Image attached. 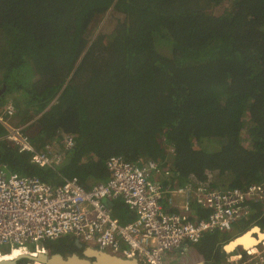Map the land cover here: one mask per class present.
<instances>
[{"label":"trees","instance_id":"trees-1","mask_svg":"<svg viewBox=\"0 0 264 264\" xmlns=\"http://www.w3.org/2000/svg\"><path fill=\"white\" fill-rule=\"evenodd\" d=\"M111 8L125 19L106 44L102 34L90 43ZM9 101L14 123L42 126L39 148L76 134L61 164L42 167L0 123V162L22 176L91 186L122 154L169 167L176 185L264 183V0H0V107ZM111 208L123 223L135 219L120 199ZM252 225L264 229V201L234 227ZM233 237L208 233L189 251L223 264ZM43 243L52 254L78 249L69 236Z\"/></svg>","mask_w":264,"mask_h":264},{"label":"built area","instance_id":"built-area-1","mask_svg":"<svg viewBox=\"0 0 264 264\" xmlns=\"http://www.w3.org/2000/svg\"><path fill=\"white\" fill-rule=\"evenodd\" d=\"M16 114L11 101L0 107L6 139L42 167L61 164L76 134L63 133L59 140L39 148L28 125L13 122ZM106 165L111 174L107 181L85 186L74 176L54 186L39 177L9 171L0 162V261L14 252L37 257L49 251L42 242L69 236L138 264H165L164 253L187 251L189 244L200 242L208 233L232 230L250 216L253 203L264 201L263 182L245 188L176 185L169 167L148 158L134 163L122 154L112 155ZM152 174L169 182L152 179ZM118 199L134 213L133 221L123 223L113 215L111 202ZM30 260L21 264H44ZM226 262L264 264V239L251 248L237 247Z\"/></svg>","mask_w":264,"mask_h":264},{"label":"water","instance_id":"water-1","mask_svg":"<svg viewBox=\"0 0 264 264\" xmlns=\"http://www.w3.org/2000/svg\"><path fill=\"white\" fill-rule=\"evenodd\" d=\"M253 228H259L260 230H262L260 226L255 225L249 228L248 230L241 232L239 235L233 237V239H231L224 246V250L229 252V250L227 249L228 246L232 242L243 237L246 234V232H248L250 229H253ZM254 235L256 236H254L253 238H256V240H258L257 238H259L260 236L259 232H254ZM75 243L78 247H84V245L78 239H75ZM237 246L244 247V245L241 243H238L235 247ZM23 258L37 260L44 264H138L137 260L126 259L121 256L111 254L100 248L89 247V246L85 247L83 255H80L78 253H73V254L65 256L61 253L52 254L49 251H45L39 254V256L37 257H32L29 254H21L20 256L16 257V259L14 260H1L0 264H17L18 261ZM197 264H206V263L205 261L202 260Z\"/></svg>","mask_w":264,"mask_h":264},{"label":"rangeland","instance_id":"rangeland-1","mask_svg":"<svg viewBox=\"0 0 264 264\" xmlns=\"http://www.w3.org/2000/svg\"><path fill=\"white\" fill-rule=\"evenodd\" d=\"M216 14H221L224 10V6H220L214 9ZM125 19V15L123 14V12L115 10L114 8H111L107 11L106 15L97 23L96 26H93L94 24H92V26L90 27V31L88 33H90L88 39H90V43L95 40L100 34L102 35H106V38H104L102 40L103 44L107 43V39L110 37L112 31L114 29H116L117 25L119 24L120 21ZM37 120V119H36ZM36 120H33L34 123L36 122ZM36 129H34L35 131ZM152 179H159L161 181H164L165 179L163 178V176L159 175V176H155V174H152ZM255 225H252L251 227H253ZM249 227V228H251ZM248 228V229H249ZM247 229V230H248ZM225 233H227L229 236L231 235V237L237 235L238 233L241 232V229L239 227H234L232 228V230L230 231H223ZM70 238V237H69ZM244 241V239H243ZM42 245L44 247H46L44 245V243L42 242ZM30 249H33V247L31 245L28 246ZM48 250L49 248L46 247ZM5 247H1V250H4ZM194 253V251H193ZM162 260L165 264H192L194 261H196V254L191 253V248L189 251L188 250H184V249H179V250H174L172 252H166L163 254ZM25 261H31L30 259H25ZM223 264H227V262H224Z\"/></svg>","mask_w":264,"mask_h":264},{"label":"bare ground","instance_id":"bare-ground-1","mask_svg":"<svg viewBox=\"0 0 264 264\" xmlns=\"http://www.w3.org/2000/svg\"><path fill=\"white\" fill-rule=\"evenodd\" d=\"M259 229V228H257ZM256 232H259L260 236L259 238H257L258 240H256V238H253L254 237V234H252V236H245L247 238H245V240L243 241L242 239V244L244 245V247L246 248H251L252 246L256 245L257 243H259L260 240H263L264 239V231L259 229V231H256ZM248 234V233H246ZM240 239V238H239ZM237 239L236 241L232 242L229 246H228V250L231 251L235 248V246L239 243ZM20 256L19 253L17 252H14V254L12 255H9L8 257L4 258L3 260H14L16 259V257Z\"/></svg>","mask_w":264,"mask_h":264},{"label":"crops","instance_id":"crops-1","mask_svg":"<svg viewBox=\"0 0 264 264\" xmlns=\"http://www.w3.org/2000/svg\"><path fill=\"white\" fill-rule=\"evenodd\" d=\"M18 118V114H16V116L13 118V121L14 122H19V119H17ZM17 120V121H16ZM21 124V123H20ZM27 125H28V127H27V131H28V133L30 134V136L33 138L34 136L36 137L37 136V134L40 132V130H41V128H42V126L40 125V124H38L37 122H35L34 123V121L33 120H29L27 123H26ZM34 129H36L35 131H34ZM249 232H251V234H254V232H256V230H254V228L253 229H250L248 232H246V233H249Z\"/></svg>","mask_w":264,"mask_h":264},{"label":"clouds","instance_id":"clouds-1","mask_svg":"<svg viewBox=\"0 0 264 264\" xmlns=\"http://www.w3.org/2000/svg\"><path fill=\"white\" fill-rule=\"evenodd\" d=\"M262 230H264V229H262ZM240 233H241V232H240ZM240 233H239V234H240ZM239 234H237V235H239ZM237 235H236V236H237ZM254 236H256V235H254ZM234 237H235V236H234ZM70 238H71V237H70ZM71 239H72V238H71ZM232 239H233V238H232ZM72 240L75 241L74 238H73ZM225 245H226V244H225ZM225 245H224V246H225ZM86 247H87V246H86ZM89 247H90V246H89ZM237 247H241V246H237ZM237 247H235L233 250H235ZM95 248H96V247H95ZM241 248H243V247H241ZM233 250H231V251H233ZM225 251H226V250H225ZM231 251H229V252L226 251V252L229 254ZM74 253H77V252H74ZM72 254H73V253H72ZM80 255H81V254H80ZM227 256H228V255H227ZM226 259H227V257H226ZM226 259H225V262H226ZM197 260H199V262H200V261H202L203 259H197ZM197 260L194 261L192 264H197V263H199V262H197ZM203 261H205V260H203ZM196 262H197V263H196ZM205 263H206V261H205ZM188 264H190V263H188Z\"/></svg>","mask_w":264,"mask_h":264},{"label":"flooded vegetation","instance_id":"flooded-vegetation-1","mask_svg":"<svg viewBox=\"0 0 264 264\" xmlns=\"http://www.w3.org/2000/svg\"><path fill=\"white\" fill-rule=\"evenodd\" d=\"M76 244V243H75ZM77 246V245H76ZM78 247V246H77ZM85 245H84V247H78V249H77V252L79 251L80 252V250H81V254L83 255L84 254V250H85ZM79 252H78V254H79Z\"/></svg>","mask_w":264,"mask_h":264}]
</instances>
